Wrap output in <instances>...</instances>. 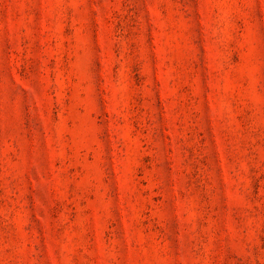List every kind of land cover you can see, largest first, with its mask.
Returning a JSON list of instances; mask_svg holds the SVG:
<instances>
[{
	"label": "rangeland",
	"instance_id": "1",
	"mask_svg": "<svg viewBox=\"0 0 264 264\" xmlns=\"http://www.w3.org/2000/svg\"><path fill=\"white\" fill-rule=\"evenodd\" d=\"M0 264H264V0H0Z\"/></svg>",
	"mask_w": 264,
	"mask_h": 264
}]
</instances>
